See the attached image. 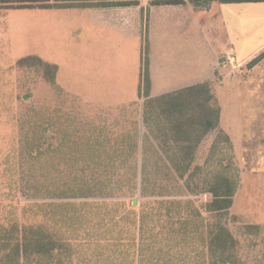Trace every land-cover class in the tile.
<instances>
[{
    "label": "rangeland",
    "instance_id": "374dc122",
    "mask_svg": "<svg viewBox=\"0 0 264 264\" xmlns=\"http://www.w3.org/2000/svg\"><path fill=\"white\" fill-rule=\"evenodd\" d=\"M156 2L148 0L149 20L147 8L138 36L101 25L90 8L0 5V224L10 240L23 227L28 233L46 226L67 240L57 264H103L109 248L97 244V236L109 234L97 230V221L111 230L117 219L121 234L138 240L143 211V257L155 262L158 238L174 210L189 214V199L201 214L195 264H208L199 233L216 224L234 239L225 249V264H264V46L237 61L264 42V0H188V13ZM209 24L224 38L229 34L224 48L230 46L236 60L217 66L215 72L222 73L202 83L209 86L212 104L224 108L230 129L237 119L239 137L230 149L217 126L193 148L188 179L174 182L162 170L157 180L156 137L165 136L153 116L143 122V92L157 97L211 72L214 53L224 58L226 50L211 37ZM141 155L151 195L137 196L132 206V173ZM223 158L235 188L231 209L222 216L204 205L212 199L205 190ZM158 192L163 197L157 199L178 197V210L155 202ZM187 242L182 241L192 250Z\"/></svg>",
    "mask_w": 264,
    "mask_h": 264
},
{
    "label": "trees",
    "instance_id": "16d2710c",
    "mask_svg": "<svg viewBox=\"0 0 264 264\" xmlns=\"http://www.w3.org/2000/svg\"><path fill=\"white\" fill-rule=\"evenodd\" d=\"M53 1L54 3H51ZM155 4H173L179 3V0H158ZM257 1V0H254ZM13 4H20L25 6L36 5L41 8H55V7H67V6H97V5H130L135 2L127 0H108L106 2L97 3V0H91L90 2L81 3L79 0H0V5L10 7ZM209 87L206 83H198L195 85L186 86L175 91L163 93L157 97H149L147 92H143L144 109H143V122L146 124L150 117H154V121L157 123V127L162 129L164 138L158 139L156 137L157 149H160V154L155 152V179L158 180L160 171L164 170L170 179L178 177L180 179L189 178L190 174L187 173L190 170V162L193 148L201 143L204 136L211 130H214L218 126L219 122V107H215L212 104L213 95L210 90L205 88ZM141 96L142 93L138 92ZM146 93V94H144ZM158 103V104H155ZM154 109L155 113L151 114L150 111ZM221 142L230 143L227 134H220ZM130 139L131 146H136V141ZM145 141H143L144 147ZM168 149H172L173 152L166 153ZM212 152V150H211ZM232 154L230 160H232ZM221 163L222 170H216L212 177L211 185L205 190L211 194L212 199L205 203L204 208L209 213L221 214L222 216L227 214L232 204V197L234 193L233 176L227 169H223V166L227 165V162L223 159H218ZM226 162V163H225ZM232 165V162H231ZM183 171H179V170ZM233 175V173H232ZM148 172L146 170V162L144 161V155L139 159V163L136 159L135 170L132 173L131 188L135 191L131 198V205L134 206L137 203V196H140L143 200H146L149 191L148 187ZM186 180V179H185ZM155 184L158 185L157 182ZM160 186V185H159ZM157 186V188H160ZM137 191V192H136ZM153 196L155 202L164 205V203L174 205L178 210L182 201L178 197L157 199L163 196ZM183 198V197H182ZM101 198H97L99 200ZM186 205H188L189 214L182 216L180 211L175 212L173 217L169 218L167 222V231L163 233L159 239L161 245L158 247V258L155 262L145 261L142 252L144 250L143 243V227L145 216L143 211L142 216L138 224V240L131 238L129 235H122V229H117L118 221H113L111 230H106V224L97 221V230H105L109 234V238L106 235L97 236V244H101L103 249L109 248L107 256L101 257L103 264H195L193 261V255L197 252L198 245L195 243L199 240L195 237L198 232L197 219L200 218L199 210L193 205V201L187 199ZM70 203L68 205H71ZM99 204V203H97ZM65 205V204H60ZM134 210L131 211L133 213ZM189 224V229H185L184 226ZM202 224V222H201ZM204 233H199L201 243L206 247V253L208 257V264H225L226 259L224 252L229 242H234L233 237L229 234L227 228L223 224H216L209 227ZM31 232V233H29ZM26 233V228L23 227L13 240H10L5 235V226L0 224V264H57L59 260L57 253L64 247V251H67L69 243L61 241L57 238L53 231H49L48 227H43L39 231ZM183 240L188 241L187 246L191 243L192 250H186V245L182 243ZM148 247H151L150 243H147ZM132 247V248H131ZM59 249V250H58ZM172 251V252H171ZM138 253L140 257L138 262L133 261V257ZM170 256H166L170 254ZM204 255L205 252L203 250ZM68 254V253H67ZM104 254V253H102ZM130 254L132 259H129ZM162 254V255H160Z\"/></svg>",
    "mask_w": 264,
    "mask_h": 264
},
{
    "label": "crops",
    "instance_id": "0c3cea01",
    "mask_svg": "<svg viewBox=\"0 0 264 264\" xmlns=\"http://www.w3.org/2000/svg\"><path fill=\"white\" fill-rule=\"evenodd\" d=\"M97 1H98L97 3L100 4L108 0H97ZM136 1L137 2L135 4H130V5H106V6L97 5V6H73V7L71 6V8L76 9V10L90 8L91 11L96 15L97 21L99 20L101 22L100 23L98 21L101 25H104V26L109 25L111 27L117 28L127 36H138L139 33H141L143 29V15L145 11L147 12V8H148V16H147V21H148L149 20V9L151 6L149 5L148 0H136ZM187 1L188 0H181L179 3L161 4V5L162 6H173L177 8V10L180 9L181 11L186 12L188 8L192 6L191 4L190 6H188ZM195 1H201V0H195ZM215 1H218L219 3L221 2V0H215ZM230 3L231 2H227L226 4L230 5ZM43 9L51 10L53 8H43ZM211 25L212 24L208 25L209 29L212 32L211 37L215 40L217 46H222L224 48L226 45L225 38L230 41L229 34L225 33V38H224L223 35H220V33L215 32L214 27ZM263 46H264V42L261 43L259 46H257V48H255L250 54L246 55L244 58H242L241 60H237V61L240 62L244 59H247V60L250 59ZM222 49H220V51ZM224 49L226 50V53L229 52L230 50L233 52L230 46L228 47L226 46V48ZM221 55H222L221 52L214 53V64L212 65L211 67L212 70L209 74H204V75L201 74V76L197 75L192 80L179 83L175 86H170L162 90L161 92L176 89L179 87H186V86L202 83V82L208 81L209 79H212V77H214L215 75H220L223 69L220 68L221 70H219L218 72H215V68L219 66V63H221L225 58V57L220 58L222 57ZM234 58L236 60V57ZM223 110L224 108H221L220 113H219L218 127L219 129L223 130L225 134L228 135V137L230 138V142L234 144L236 141V137L237 138L239 137L238 128L236 126L238 121L236 118H232V120L230 119L234 125V127L230 129L228 122L223 121ZM233 149L235 151V147H233ZM235 156L237 155L235 154Z\"/></svg>",
    "mask_w": 264,
    "mask_h": 264
},
{
    "label": "built area",
    "instance_id": "2783aa9c",
    "mask_svg": "<svg viewBox=\"0 0 264 264\" xmlns=\"http://www.w3.org/2000/svg\"><path fill=\"white\" fill-rule=\"evenodd\" d=\"M225 57L226 58H224V60L221 63H219V65L221 67H226L227 64H231L235 60L234 55H233V52L231 50L226 53V56ZM233 67H234V64H233ZM238 67H239V65H237L236 68H238Z\"/></svg>",
    "mask_w": 264,
    "mask_h": 264
}]
</instances>
